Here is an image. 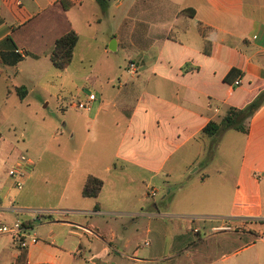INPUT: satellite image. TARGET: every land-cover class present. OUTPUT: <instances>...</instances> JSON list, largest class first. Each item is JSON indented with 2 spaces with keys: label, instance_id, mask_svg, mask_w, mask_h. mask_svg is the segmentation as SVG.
I'll list each match as a JSON object with an SVG mask.
<instances>
[{
  "label": "crops",
  "instance_id": "1",
  "mask_svg": "<svg viewBox=\"0 0 264 264\" xmlns=\"http://www.w3.org/2000/svg\"><path fill=\"white\" fill-rule=\"evenodd\" d=\"M69 1L72 5L65 9L61 0H0V54L10 52L6 38L12 36L24 56L15 65L3 66H12L20 77L28 57L51 61L57 38L71 30L79 36L85 0ZM114 1L124 6L123 21L111 31L105 51L125 47L138 70L126 71L131 75L124 80L110 79L119 80L118 90L103 87L96 99L88 98L90 110L83 111L85 141L94 130L98 141L112 143L111 150L97 153L98 170L81 173L73 199L55 205H38L32 189L43 173L34 165L22 189L0 168V225L19 219L36 230V241L26 239L27 264H83V237L100 234L87 216L146 218L151 234L159 203L169 201L176 221L200 219L205 234L198 227L193 234L180 226L169 246L166 233L157 234L144 253L136 249L129 256L133 264H264V104L244 121L245 131L233 129L239 133L234 168L231 154L217 165L214 153L232 128L216 136L203 134L210 122H221L231 108L245 107L264 91V0ZM90 3L95 12L108 10L96 0ZM93 16L83 24L93 26L95 17L102 21ZM32 68L39 72L38 66ZM233 69L241 74L240 86H233L240 76L227 79ZM8 77L3 68L0 88L8 87ZM72 176L73 170L61 181L69 184ZM90 176L103 180L97 197L83 195ZM122 180L130 188L141 185L140 211L109 205ZM145 203L152 209L144 211ZM34 208L53 215L36 224L41 217L26 212ZM56 227L68 230L54 232ZM0 241V264H15L22 249L17 238L3 233ZM103 241V256L92 254L93 263L108 264L112 237Z\"/></svg>",
  "mask_w": 264,
  "mask_h": 264
},
{
  "label": "rangeland",
  "instance_id": "2",
  "mask_svg": "<svg viewBox=\"0 0 264 264\" xmlns=\"http://www.w3.org/2000/svg\"><path fill=\"white\" fill-rule=\"evenodd\" d=\"M90 2L91 0H85V7L81 13L82 20L77 24L79 41L75 47L72 62L65 70L57 69L48 59L35 62L31 57L23 63L25 70L20 77L12 66H3L10 77L6 79L8 87L3 85L0 88V168L8 173L22 155L34 160V169L43 173L37 178L32 189L37 193V199L40 201L38 205H55L60 200L65 203L67 197L68 200L73 199L76 195L75 191L79 188L76 184L81 173L99 169L97 153L109 152L112 143L98 141L93 129H91L93 131L89 141H85L84 110L78 108V104L80 102L89 104V94L93 92L98 96L102 93L103 87L117 91L119 80L115 79L112 83L110 79L119 77L124 80L131 75L126 72V67L130 63L127 49L121 47L118 51L110 49L105 51L104 44L109 41L111 31L121 25L124 6L117 7V3L113 0L107 12L101 14L93 11ZM94 14L101 17L102 21H96L95 17L93 26H85L83 24L85 17H92ZM35 63L40 65H34ZM32 66H38L39 72L37 73V70L32 72L34 70ZM20 85L25 86L26 92L23 98L21 93L24 91L18 90ZM238 134L233 129L224 132L223 138L219 141L220 148L216 147L214 151L217 165L227 162L229 153L232 168H234L238 159V146L234 139ZM72 170L71 182L66 184V179L61 181ZM140 189L141 185L135 184L130 188L129 182L122 180V184L117 188V198L115 199V196L113 199L109 198L108 203L122 210L140 211L141 208L137 202ZM107 194H111V191L107 190ZM161 195L163 192H160L156 198L160 199ZM168 202L159 203L160 207L156 212L158 214L153 217L151 234L147 232L149 222L146 218L132 219V216L121 214L120 216H94L92 219L87 216L89 223L94 222L98 225L101 235L97 233L99 238L93 235L83 237L82 249L85 259L82 263L97 264L93 263L91 255L97 253L99 257L103 256V248L106 246L103 239L111 237L113 248L110 255L105 257L108 264L112 262L133 264L129 256H132L136 249L144 253L149 248L146 241L150 243L157 234L166 233L167 246L171 243V234L175 233L180 226L190 233L198 227L201 235L205 234L204 222L200 219L188 218L185 221L183 219L176 221L177 217L172 216L167 207ZM149 208L151 207L148 203L142 206L144 211L150 210ZM36 210L40 208L26 212L32 213L35 218L41 217L36 220V224H39L45 221V215L49 213L36 214L34 212ZM57 218L60 217L55 215V219ZM62 229L64 232L68 230L63 227H56L53 230L62 232ZM2 244L0 241V251Z\"/></svg>",
  "mask_w": 264,
  "mask_h": 264
},
{
  "label": "trees",
  "instance_id": "3",
  "mask_svg": "<svg viewBox=\"0 0 264 264\" xmlns=\"http://www.w3.org/2000/svg\"><path fill=\"white\" fill-rule=\"evenodd\" d=\"M103 10H106L109 0H96ZM61 3L67 9L72 5L69 0H61ZM6 41L10 43V52L0 54V75L3 73V65H15L21 61L24 56L17 50V45L12 36H8ZM79 41V36L76 31L71 30L56 39L53 51L50 55L52 64L59 70H65L72 62L75 47ZM17 50V51H16ZM241 74L237 73L235 69L231 70L228 80H235ZM21 97H24L25 88L19 87ZM264 104V91L257 95L251 102L243 108H231L229 114L223 118L221 122L212 121L204 129L203 134L207 136H216L223 129H235L245 131L244 121L250 118L262 105ZM103 186V180L90 176L83 189V195L97 197ZM23 225H27L23 222ZM15 264H27V250L22 248L20 255Z\"/></svg>",
  "mask_w": 264,
  "mask_h": 264
},
{
  "label": "built area",
  "instance_id": "4",
  "mask_svg": "<svg viewBox=\"0 0 264 264\" xmlns=\"http://www.w3.org/2000/svg\"><path fill=\"white\" fill-rule=\"evenodd\" d=\"M22 54V53H21ZM138 66L136 62L131 61L129 63V66L127 68L128 72H137ZM242 84V78L239 77L233 82V86H240ZM96 99V95L90 94L89 100ZM78 108H81L85 111H89L91 106L90 104L80 102L78 104ZM1 139V135H0ZM34 162L32 159L28 158L25 155H22L20 158L17 159L14 167L9 170L8 175L12 178L14 187L18 189H22L25 183V178L27 177V174L29 170L33 167ZM36 214H46L50 213V210H36L34 211ZM2 233H9L13 234L15 238H17L18 243L21 248H26L27 246V238H29L31 241H36L37 239V232L34 228H27L23 225L22 221L17 219L12 224H2L0 225V234ZM146 244H149L148 241H146ZM77 253H81L80 250L77 251ZM93 259V258H92Z\"/></svg>",
  "mask_w": 264,
  "mask_h": 264
}]
</instances>
